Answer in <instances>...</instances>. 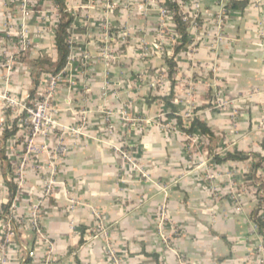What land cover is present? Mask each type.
<instances>
[{
    "label": "crops",
    "instance_id": "0c3cea01",
    "mask_svg": "<svg viewBox=\"0 0 264 264\" xmlns=\"http://www.w3.org/2000/svg\"><path fill=\"white\" fill-rule=\"evenodd\" d=\"M175 1L190 25L174 54L179 32L163 0H63L70 52L53 74L58 5L0 0L9 264H264L251 215L264 200V160L213 159L235 149L264 155V0ZM57 74L59 127L28 147L25 113L4 97L28 104ZM170 94L184 126L197 117L212 141L165 116ZM82 122L80 133L67 131ZM59 138L66 151L55 157Z\"/></svg>",
    "mask_w": 264,
    "mask_h": 264
},
{
    "label": "trees",
    "instance_id": "16d2710c",
    "mask_svg": "<svg viewBox=\"0 0 264 264\" xmlns=\"http://www.w3.org/2000/svg\"><path fill=\"white\" fill-rule=\"evenodd\" d=\"M55 3L58 5V23L54 29V41H55V48L57 52V58L54 63H50L52 67L50 68V72L53 74L58 73L63 66L66 63L67 57L70 52V33L69 28L73 21V16L69 13V11L66 9L65 4L63 0H54ZM245 4L240 3L238 1H229L227 8L230 9H238L242 8ZM163 6L165 10L171 12L176 30L179 32V44L174 46V54L179 51L181 46L187 41L189 34H188V27L190 25L189 18L187 17L186 12H182L179 4L175 0H163ZM48 62V61H47ZM165 62L168 67V75L171 74L173 69L175 68V60L174 55L171 57H166ZM33 93V92H32ZM165 102L167 103V106L169 110L165 114V116L168 119H174L176 123L187 133H192L193 130L196 128L199 130V132L202 135L207 136L209 142L212 141L213 132L210 129V127L207 125L206 122L198 119L197 117H193L190 121V124L188 126H184L181 117L177 114V110L175 105L172 102V94L164 97ZM264 147V144H263ZM249 156L258 157L259 161L264 160V155H258V154H248L243 151L239 150H233V151H227L222 157L218 154H213V159L216 162H222V161H243L247 160ZM260 162L254 164L253 168L258 167ZM245 178L247 180H251L252 175L251 174H245ZM9 189V196L10 198L13 197V194L15 192L16 187L12 185L11 183L8 184ZM258 198V207L255 208L251 215H252V221L257 227V231L261 233L264 236V218L259 214V208L262 207L263 199L262 197ZM9 209V205L3 206V211L7 212Z\"/></svg>",
    "mask_w": 264,
    "mask_h": 264
},
{
    "label": "built area",
    "instance_id": "2783aa9c",
    "mask_svg": "<svg viewBox=\"0 0 264 264\" xmlns=\"http://www.w3.org/2000/svg\"><path fill=\"white\" fill-rule=\"evenodd\" d=\"M163 12H165L163 10ZM72 60L73 57L70 56ZM61 82L60 74L49 77L46 81V85L43 88L42 93L31 100L28 104L17 101L16 99L4 97L7 104L11 107H18L23 109L25 115L22 118V123L27 126L29 131V137L27 139L28 147H31L34 139L39 135L48 136L56 131V128L59 127V124L56 119L57 109L53 102V96L58 84ZM85 117H82L84 121ZM83 127V122L81 125H76L75 127L68 128V132L78 134L81 132ZM64 130L61 131L59 137L63 135ZM62 138V137H61ZM55 146L54 156L57 157L59 155H63L66 151V147L63 144L62 140ZM33 226L37 227V222L35 221L36 210L33 211ZM13 239V228L10 221L3 227L2 236L0 239V264H9L7 259V251L8 246L12 242Z\"/></svg>",
    "mask_w": 264,
    "mask_h": 264
}]
</instances>
